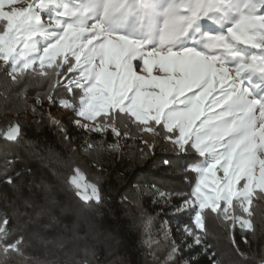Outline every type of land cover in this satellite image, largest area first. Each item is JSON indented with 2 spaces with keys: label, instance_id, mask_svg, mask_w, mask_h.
<instances>
[{
  "label": "snow or ice",
  "instance_id": "obj_1",
  "mask_svg": "<svg viewBox=\"0 0 264 264\" xmlns=\"http://www.w3.org/2000/svg\"><path fill=\"white\" fill-rule=\"evenodd\" d=\"M124 3L125 0H104L103 12L105 15L116 12ZM43 5L44 0H0V21L4 22L0 28V57L5 63L11 59L12 72L23 73L37 62L43 69L46 62L54 63L59 56L67 66L61 74L57 70L63 65L57 63L53 72L64 75L65 92L71 94L78 88L79 93L70 96L74 103L65 99L53 100V104L62 102L88 121L104 113L105 127H111L117 135L119 132L114 125L120 113L130 114V118L145 126L153 121L147 130L160 126V134L172 141L174 151H195L204 156V163L191 165L199 177L193 191L182 195L155 189L161 198L178 201L177 205H172L176 213L189 208L195 210L198 206L194 222L203 228L200 213L205 208L215 210L223 200L227 205L224 216L228 218L234 198L243 206L251 202L256 188L264 191V97L252 96L241 84L245 72L264 73V13L260 12L264 9V0H178L167 10L161 46L150 50L129 37L107 33L95 20L90 25V20L85 23L81 19L86 15L83 8L65 11L55 20H45L41 15ZM210 11L234 12L235 19L225 33L210 37L206 51L175 47L174 42L187 34L193 22ZM45 29L56 30L57 39L42 50H34L30 39ZM22 39L23 51L28 53L24 56L16 51ZM236 45L258 51L242 55L235 50ZM66 53L74 57L75 63L68 60ZM233 56L237 59H230ZM133 61L141 72L151 74L155 68L162 74H137ZM77 71L78 75H67ZM56 84L61 81L57 80ZM48 99H52L51 95ZM215 108L220 111H214ZM110 110L112 115L108 116ZM74 123L79 128L102 130L99 124L90 127L80 120ZM3 138L15 144H30L20 125L8 129ZM163 163L167 165L169 161ZM218 171L222 176L217 175ZM4 174L18 194L25 189L30 193L37 189L46 198H55L50 186L25 182L27 169L23 163L10 165V170L6 167ZM71 183L84 201L103 200L101 189L96 185L86 186L76 176ZM243 223L251 227L247 221ZM164 227L168 236L169 229L167 225ZM177 231L193 237L194 243H201L200 237L187 226ZM183 243V240L179 244L173 240L168 257L178 255ZM4 244L7 241L0 243V247L5 252L16 246L13 243L5 247ZM162 264H169L167 257ZM184 264L190 262L185 260ZM259 264H264V255Z\"/></svg>",
  "mask_w": 264,
  "mask_h": 264
},
{
  "label": "trees",
  "instance_id": "obj_2",
  "mask_svg": "<svg viewBox=\"0 0 264 264\" xmlns=\"http://www.w3.org/2000/svg\"><path fill=\"white\" fill-rule=\"evenodd\" d=\"M59 2L61 11L64 6ZM228 23L224 17L210 28L223 30ZM237 51L244 55L243 49ZM68 60L75 63L74 57ZM57 63L63 65L57 70L63 74L67 62L60 57ZM56 64L41 69L36 63L13 80L0 60V243L16 245L7 252L0 247V264H162L166 257L169 264L173 260L176 264L185 260L190 264H259L264 255V191L256 190L247 209L233 199L228 218L225 202L215 210L205 208L203 228L195 225L196 208L176 213L172 205L178 201L171 197L163 212L159 211L155 189L190 193L199 179L191 165L204 163L205 157L195 151H174L173 144L160 134V126L153 128L157 135L148 134L144 129L154 122L145 126L130 114L117 115L118 137L111 127L99 133L58 128L31 100L45 101L51 95L74 103L70 96L79 89L71 94L64 91V75L53 72ZM251 81L254 87L260 84L258 75L251 76ZM97 120L105 124V114ZM16 125L22 127L29 145L3 138ZM164 160L169 163L165 165ZM20 163L27 169L25 182L50 186L54 200L37 189L18 194L4 169ZM78 174L89 186L101 189L102 201L82 199L71 183ZM238 218L249 221L251 227ZM160 224L171 227L168 236ZM185 226L201 243L189 242L187 251L168 257L171 242L179 244L186 236L177 231Z\"/></svg>",
  "mask_w": 264,
  "mask_h": 264
},
{
  "label": "rangeland",
  "instance_id": "obj_3",
  "mask_svg": "<svg viewBox=\"0 0 264 264\" xmlns=\"http://www.w3.org/2000/svg\"><path fill=\"white\" fill-rule=\"evenodd\" d=\"M62 2H63L62 6H64V8L61 11H59L60 9L59 0H44V5L41 8L42 17H44L45 20H47L48 18L55 20L57 17H60L61 14L65 11L78 10L79 8H83L86 11V15L83 16L81 19L85 23H87V21L90 20L89 21V25H90L91 23H94L96 21L97 23H100L103 26L104 30L107 33L129 37L130 39L136 41L142 48L146 50H150L161 46V36L163 34L164 25L167 21V10L169 7L177 3L178 0H125V3L118 11L109 13L107 15H105L103 12L104 0H62ZM5 10L6 11L8 10L7 7L5 8ZM44 10H47L49 14L47 13L45 15L43 13ZM260 12L264 13V9H261ZM224 17L228 18L229 21L225 29L215 30L210 28V25L224 19ZM234 19H235L234 12L225 13L221 11H210L206 15H203L199 19L194 21L192 26L189 28L187 34H185L184 36L180 37L177 41H175L174 46L177 48H194L195 50L198 51H206L211 43L210 37L225 33L227 31V28L231 26V23L234 21ZM35 38L36 40H34ZM194 38L200 39L201 41H199L198 43H194L193 41ZM56 39H57L56 30L45 29L44 31L34 35L30 39L29 43L31 44L34 50H42L45 47L50 46L53 42H55ZM96 42L97 41H93V43ZM23 49H24V43L22 39L21 43L17 45L16 51L20 53L21 56L27 55L28 53H25ZM239 49H243L244 55H249L252 54L254 51H258L256 49H251L249 46L236 45L235 50L237 51ZM65 55L68 58L71 57L70 54L66 53ZM223 55L226 60L229 59L227 54H223ZM59 58L60 57L58 56L56 58V61L51 64L46 62L44 66L55 65ZM230 59L235 60L237 59V57L233 56ZM0 60L5 63L2 57H0ZM11 63H12L11 59H9L8 63H5L8 68L9 74L11 77L17 76L19 72L11 71V67H10ZM37 63L39 64V62ZM135 64L136 61H133L134 70L137 72V74L149 75V76H159L162 74L161 72L157 71L155 68L153 69L151 74L141 72L139 69L135 68ZM111 70L114 69H110V71ZM76 75H78V71L76 72ZM253 75H258V78L260 80V84H258L257 87L256 86L254 87V82L251 81V76ZM241 84L245 90L250 92L252 96L264 97V73H260V72L258 73V71L255 70H250L248 72H245L242 74ZM148 91H151V89H148ZM217 94L218 91L212 93L213 96ZM211 98L212 97L210 96L209 100H211ZM31 100L34 106H36L38 110H40L41 112H46V114H48L51 117V119L57 124V127L60 129L69 128L72 130H82L83 132H88V133L89 132L99 133L108 128L105 127V124L97 120L99 116L93 121H88L86 120V118L80 117L76 112H73L71 108L64 106L62 102L53 104V100L56 99L52 98L51 100L49 99L43 101L34 97ZM69 103L71 102L69 101ZM214 111L219 112L220 109L215 108ZM201 119H204V117H201ZM75 120H80L81 123H87L90 127L99 124L102 130L95 131V130H89V128H79V126L74 123ZM197 124H199V121L197 122ZM148 127L149 126H147L144 129L146 133L151 135L158 134L157 131L154 129L151 131L147 130ZM117 131L119 132V135L116 134V136L118 137L121 135V132L118 129ZM166 140L172 144V141L168 140L167 138ZM217 175L222 176V172L218 171ZM76 177L81 181L82 184L89 186L82 175L78 174ZM240 184H243V181H241ZM256 190H260V189L256 188L254 190L253 196L255 195ZM210 191H211V185H209V192ZM167 201H168L167 197L161 198L159 196L155 204L156 208L160 207L159 211L163 212L164 210L163 206L167 204ZM221 202L224 201L223 200L220 201V204ZM245 206L247 209L248 203H245ZM195 208L197 211H199L198 206H196ZM238 220L239 222L242 223L244 221H247L241 218H238ZM247 222L250 223L249 221ZM160 228L161 229L164 228L163 224H160ZM168 229L171 230V227H168ZM180 240H183L184 242L182 245L183 247L181 249L183 252L189 249L188 247L189 242L195 244L193 237L191 236L186 235Z\"/></svg>",
  "mask_w": 264,
  "mask_h": 264
}]
</instances>
